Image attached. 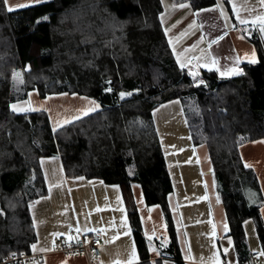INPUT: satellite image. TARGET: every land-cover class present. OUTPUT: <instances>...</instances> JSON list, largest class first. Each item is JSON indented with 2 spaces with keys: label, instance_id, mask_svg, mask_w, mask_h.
<instances>
[{
  "label": "trees",
  "instance_id": "obj_1",
  "mask_svg": "<svg viewBox=\"0 0 264 264\" xmlns=\"http://www.w3.org/2000/svg\"><path fill=\"white\" fill-rule=\"evenodd\" d=\"M163 1L48 0L8 11L0 0V263L32 253L37 234L30 204L47 193L40 161L59 156L69 179L121 187L139 264H151V246L185 264L168 201L173 181L154 119L157 108L173 101L182 104L193 144L208 149L238 264H255L245 231L249 220L264 251V199L256 173L240 154L242 145L264 140V32L241 28L258 55L255 63L241 65L242 74L196 73L174 55L160 21ZM169 1L189 3L194 11L218 3ZM30 91L41 98L84 96L100 110L53 131L47 113L13 111ZM134 183L148 206L161 207L167 240L145 236ZM219 251L228 264L220 242Z\"/></svg>",
  "mask_w": 264,
  "mask_h": 264
},
{
  "label": "crops",
  "instance_id": "obj_2",
  "mask_svg": "<svg viewBox=\"0 0 264 264\" xmlns=\"http://www.w3.org/2000/svg\"><path fill=\"white\" fill-rule=\"evenodd\" d=\"M36 4L38 3L33 2L26 5L29 7ZM181 4L186 6L180 7ZM181 4L164 0L160 21L174 55L183 68L217 70L222 76H233L241 72L243 63H251L253 51L256 54L255 60H258L254 45L241 36L240 30L247 26L258 28L259 21L256 25L251 21L264 16V3L261 0H218L216 6L211 8L217 9L216 18L220 19L217 27L207 26L206 13L212 10L194 11L189 3ZM218 5L223 7L227 18L221 15ZM237 12L241 19L249 23L241 24L237 19ZM58 96L76 102V117L84 118L100 110V106L87 97L74 94ZM48 99L51 97L43 99L36 91H30L26 100L17 104L18 109L28 110L18 112L47 113L53 131L70 124V121L60 124L53 121L45 105ZM70 112L69 109L65 113ZM69 116L67 118L72 117ZM154 119L173 181L174 189L168 201L183 262L224 264L219 251L220 242L224 251L227 249V252L234 253V261L228 263L226 258L227 263L238 264L233 242L227 237L229 223L225 207L217 198L206 145L193 144L180 101L169 102L157 108ZM240 154L244 165H248L246 167L256 173L264 199V140L242 145ZM40 163L47 193L30 204L37 234L35 249L32 247L31 254L37 255L38 259L25 264H126L131 258L133 247L136 252L133 264L141 263L119 185H107L101 180L83 177L69 179L59 156L44 158ZM131 191L145 236L148 239L152 237L151 240H167L169 235L161 207L146 204L139 184H132ZM260 212L264 222V205ZM3 217L4 214L0 212V219ZM76 229L80 230L79 233ZM97 229L102 231L99 257L90 253L67 254L62 251L65 244H86L92 232ZM129 229L130 235H126ZM245 231L247 235L246 227ZM69 235L75 239L69 241ZM150 248L151 264L158 260L163 264H176L172 258L161 257L153 250V246ZM250 251L254 255L255 264H264V258L258 259V252ZM262 252L264 257V251Z\"/></svg>",
  "mask_w": 264,
  "mask_h": 264
},
{
  "label": "rangeland",
  "instance_id": "obj_3",
  "mask_svg": "<svg viewBox=\"0 0 264 264\" xmlns=\"http://www.w3.org/2000/svg\"><path fill=\"white\" fill-rule=\"evenodd\" d=\"M41 2H44V1H48V0H39ZM37 0H7V8L9 6L13 7L15 10L17 9H21L23 7H17L18 4H30V3H33V2H37L38 4L41 3ZM25 8V7H24ZM213 12L215 14H213ZM216 11L212 10V12H208L206 13V17H207V26H215L217 27V25L219 24V17L218 19L216 18L218 15H216ZM212 20H214L212 22ZM222 24L220 22V28H221ZM195 72L197 73V70H195ZM39 95V94H38ZM129 96L128 94H124V97H127ZM40 97V96H39ZM49 98V96H47ZM46 97V98H47ZM51 99H48V101L45 103L46 107L48 108V114H50V117L53 118V121H55V123H64L66 121H70L69 123H73L74 121L76 122V119L78 121V116L76 117L75 115H78V112H76L74 110V107L76 106V102L75 101H71V100H64L63 98H59L58 95H50ZM41 98V97H40ZM45 99V98H43ZM89 99V98H88ZM42 100V99H41ZM89 100H92V99H89ZM93 101V100H92ZM95 102V101H94ZM32 105L34 107H37L36 104H33V101H31ZM96 103V102H95ZM71 110L70 113H65L67 110ZM69 115H71L72 117L71 118H67V117H70ZM75 117V118H74ZM66 119H70V120H66ZM82 119V118H79V120ZM66 125H69V124H66ZM56 126V124H55ZM61 128H57L55 131L59 130ZM241 148V147H240ZM0 212L1 209H0ZM3 213V212H2ZM4 214V213H3ZM81 218V222L83 223V216L81 215L80 216ZM4 217L0 219V221H3ZM246 230H247V240H248V245L250 247V249L252 251H255L259 253V260H262L264 257H263V252L261 250L262 246L261 245V241L255 231V225L253 223L252 220H249L246 222ZM73 229V228H72ZM225 255L227 257V261L228 263H231L234 261V253L233 252H225ZM258 255V254H257ZM258 257V256H257Z\"/></svg>",
  "mask_w": 264,
  "mask_h": 264
},
{
  "label": "built area",
  "instance_id": "obj_4",
  "mask_svg": "<svg viewBox=\"0 0 264 264\" xmlns=\"http://www.w3.org/2000/svg\"><path fill=\"white\" fill-rule=\"evenodd\" d=\"M101 242H102V231L97 229L92 232L88 242L83 245H63L62 251L67 254H81V253H90L94 257H99L101 255ZM38 259L37 255L33 254H22L9 255L3 262L0 264H16V263H30Z\"/></svg>",
  "mask_w": 264,
  "mask_h": 264
},
{
  "label": "snow or ice",
  "instance_id": "obj_5",
  "mask_svg": "<svg viewBox=\"0 0 264 264\" xmlns=\"http://www.w3.org/2000/svg\"><path fill=\"white\" fill-rule=\"evenodd\" d=\"M5 3H7V0H5ZM261 3H264V0H261ZM28 5H26V4H18L17 5V7H27ZM186 5H183V4H181L180 5V7H185ZM217 8H218V10L221 12V15H223V16H225L226 18H227V15H226V13L223 11V7L222 6H217ZM7 10L8 11H14L15 9L13 8V7H11V6H9L8 8H7ZM210 10H217V9H210ZM233 10L235 11V6L233 7ZM237 19H239L240 20V23L241 24H247V23H249V21H247V20H244V19H241L240 17H239V13L237 12ZM257 21H259V26H258V31H260V32H264V16H262V17H257L255 20H253V21H251V23L253 24V25H256L257 24ZM255 52L253 51V53H252V59L250 60V62L251 63H255L256 62V60H255ZM236 74H242V73H236ZM15 75H17V76H20L21 74L20 73H16ZM121 96L123 97L124 96V94L123 93H121ZM12 109H13V111H26V110H28V109H18L17 108V106L16 105H12ZM34 110V109H33ZM91 110H94V109H90V111ZM84 114L85 115H87V112H84ZM77 118H79V117H77ZM246 166H248V165H246ZM225 228H227V226L225 225ZM79 229H76V232L77 233H79ZM126 235H130V229H129V231L128 232H126L125 233ZM75 238L73 237V236H71V235H69L68 236V240L69 241H72V240H74ZM152 239V237H149V240H151ZM76 243H79V240H76ZM69 246H71V245H69ZM34 249H35V245H33L32 246ZM153 250H155V249H153ZM41 251H44V249H41ZM225 252H227V249H225ZM136 259V252H135V248L133 247V250H132V252H131V258L126 262V264H133V261Z\"/></svg>",
  "mask_w": 264,
  "mask_h": 264
}]
</instances>
